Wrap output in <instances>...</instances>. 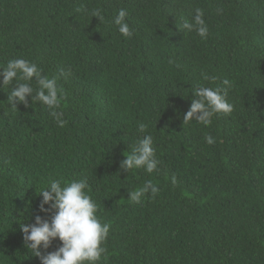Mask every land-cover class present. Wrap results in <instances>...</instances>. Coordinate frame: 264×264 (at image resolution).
I'll return each instance as SVG.
<instances>
[{
	"label": "trees",
	"instance_id": "trees-1",
	"mask_svg": "<svg viewBox=\"0 0 264 264\" xmlns=\"http://www.w3.org/2000/svg\"><path fill=\"white\" fill-rule=\"evenodd\" d=\"M120 8L130 38L110 22ZM196 8L207 39L181 27ZM15 58L57 78L67 123L0 86V264H40L20 224L50 218L38 193L51 180L82 178L111 226L101 264H264V0H0V66ZM224 79L233 111L183 123L196 85ZM146 134L158 171L124 172ZM147 180L159 194L130 202Z\"/></svg>",
	"mask_w": 264,
	"mask_h": 264
},
{
	"label": "clouds",
	"instance_id": "clouds-1",
	"mask_svg": "<svg viewBox=\"0 0 264 264\" xmlns=\"http://www.w3.org/2000/svg\"><path fill=\"white\" fill-rule=\"evenodd\" d=\"M90 16L96 17L99 22L105 20L100 8L92 9ZM128 16V11L120 8L110 21L125 38L132 37L134 31L126 20ZM181 27L188 32L194 31L201 39H207L209 34L208 25L204 20V10L201 8H196L192 20H185ZM69 75L70 71L61 72V76L65 78ZM0 78H2L0 86L16 82L7 97L13 107L16 108L18 103L29 107V99L31 102L41 103L49 109L50 116L59 127L65 126L67 121L63 119L64 114L58 110L64 93L59 90L56 77L49 78L42 74V70L34 62L15 58L8 60L6 66H0ZM211 79L214 80L215 77ZM222 84L224 87L220 88L196 85L190 107L183 116V123L195 120L208 126L213 116L230 114L233 111V104L227 100V95L232 83L224 79ZM138 131L144 133L145 126L141 124ZM204 140L208 145L215 143V138L211 135H205ZM153 143V136L150 134L138 138L132 146L131 153L124 155L120 169L126 173L140 168L149 174L158 171L160 161L156 158ZM172 183L176 184L175 177L172 178ZM87 187L86 178L74 179L64 184L60 180H51L38 193L42 197L39 211L49 214L50 218L44 219L36 215L34 223H21L20 231L23 234L24 246L31 249L32 255L39 259L40 264H101L102 258L106 259L107 248L104 245L111 226L98 218L97 204L86 193ZM148 193L152 198L159 194V187L151 180L128 192L127 199L140 204ZM57 239L60 246L55 251L47 252L46 250Z\"/></svg>",
	"mask_w": 264,
	"mask_h": 264
}]
</instances>
